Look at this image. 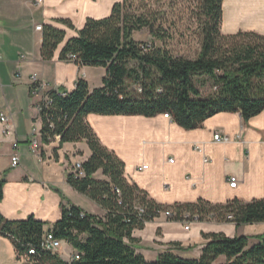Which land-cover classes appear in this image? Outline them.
Returning a JSON list of instances; mask_svg holds the SVG:
<instances>
[{"label":"trees","instance_id":"obj_1","mask_svg":"<svg viewBox=\"0 0 264 264\" xmlns=\"http://www.w3.org/2000/svg\"><path fill=\"white\" fill-rule=\"evenodd\" d=\"M197 8L200 48L193 58L175 55L167 47L169 34L161 14L147 9L143 0L114 3L108 16L87 18L77 35L64 43L60 60L103 67L105 74L98 87L90 89L87 81L78 77L71 92L49 90L38 104L40 138L43 143L56 136L60 144L87 143L90 155L81 162L84 176L71 171L66 181L98 204L104 215L89 214L74 205L62 207L60 219L48 230L76 250L73 258L64 260L57 252L39 248L45 222L32 215L10 220L0 213V234L12 241L16 257L25 258L23 264H264V237L249 245L244 235L224 233H203L208 242L197 259L167 251L148 261L137 253L126 239L133 240V229L142 228L165 209L172 210L167 218L177 221L197 215L198 220L236 226L262 223L264 196L224 203L198 199L160 204L126 179L124 162L100 142L86 120L88 114L153 117L167 113L180 127L191 130L219 112L239 113L247 121L264 110V34L242 30L224 34L222 0H197ZM61 21L72 27L68 20ZM143 29L161 44L137 40L134 34ZM64 37V30L43 25L42 59L50 60ZM203 78L212 82L213 91L208 94H203L197 83ZM99 170L105 179L93 177ZM3 183L0 177V198ZM31 246L37 248L35 254H27ZM221 255L226 261L216 263Z\"/></svg>","mask_w":264,"mask_h":264},{"label":"crops","instance_id":"obj_2","mask_svg":"<svg viewBox=\"0 0 264 264\" xmlns=\"http://www.w3.org/2000/svg\"><path fill=\"white\" fill-rule=\"evenodd\" d=\"M122 0H0V112L9 115L10 131L3 132L0 122V177L4 178L0 213L10 220L32 215L46 223L48 230L61 217L62 207L71 205L98 216L104 210L66 181L74 163L85 161L90 150L87 143H43L35 135L37 149L30 147L31 129L41 128L38 104L49 90L71 92L78 77L89 88L101 86L105 69H90L72 61L59 59L64 43L77 35L87 18L99 19L110 14L112 6ZM61 19L68 20L72 27ZM50 24L65 31L63 41L50 60L40 54L42 30L37 25ZM255 31L264 34V0H222L221 31L224 34ZM93 70V71H92ZM43 87L34 90L32 77ZM87 122L100 142L124 162V176L144 189L156 202L164 205L204 199L224 203L238 198L249 201L264 196V110L244 121L239 113L219 112L203 125L187 130L159 114L139 115L88 114ZM220 135L214 140V134ZM223 137H227L223 140ZM17 148H13V143ZM17 151L20 161L11 165ZM204 158L207 161H204ZM169 159H172L170 161ZM142 165L145 169L139 170ZM237 183L230 187L228 175ZM95 179H105L97 171ZM244 235L249 245L264 237V222L236 226L232 222L195 220L188 229L183 221L160 214L142 228L131 232V244L137 253L153 261L163 252L186 259H197L208 242L203 233ZM69 246L64 260L76 254ZM12 241L0 234V264H23ZM221 255L216 263H224Z\"/></svg>","mask_w":264,"mask_h":264},{"label":"rangeland","instance_id":"obj_3","mask_svg":"<svg viewBox=\"0 0 264 264\" xmlns=\"http://www.w3.org/2000/svg\"><path fill=\"white\" fill-rule=\"evenodd\" d=\"M147 9L157 11L162 16V23L168 31L166 40L167 47L175 55H183L193 58L199 51V33L197 21V0H143ZM134 37L146 43L154 41L161 44L158 40H153L146 29L136 32ZM90 69H102L101 67L90 66ZM93 71V70H92ZM96 71V70H95ZM203 94L213 91L212 82L209 79L197 80ZM63 256L68 253L69 246L61 243Z\"/></svg>","mask_w":264,"mask_h":264},{"label":"built area","instance_id":"obj_4","mask_svg":"<svg viewBox=\"0 0 264 264\" xmlns=\"http://www.w3.org/2000/svg\"><path fill=\"white\" fill-rule=\"evenodd\" d=\"M36 30H42V26L41 25H37L36 27ZM71 59H73L74 57L73 56H69ZM32 81L34 83L33 87H34V90H39L40 88L43 87V84L42 83H38L37 81V78L36 76L34 75L32 77ZM164 117H167V118H170V115H168L167 113H164L163 114ZM0 122L3 124V132L4 133H8L10 131V125H9V115H7L6 113L4 112H0ZM39 133V130L35 127V126H32V129H31V134H32V138L30 140V147L33 151H36L37 149V139L35 137V135H37ZM40 134V133H39ZM55 138H58L59 139V136H56ZM214 140H219L220 139V135L218 133L214 134L213 136ZM227 137H223V140H226ZM13 148H17V143L14 142L13 143ZM170 161H172V159H169ZM20 161V158H19V154L17 151L14 152V154L11 156V165L12 166H16ZM204 161H207L206 158H204ZM147 167V165H142L141 167H139L138 169L141 170V169H145ZM76 175L78 176H84V170L82 169V165H81V162L80 161H77L74 163V166H73V170H72ZM227 183L230 187H235L236 186V183H237V178L235 175H228L227 177ZM115 191L117 193H119V190L118 189H115ZM139 211H142L141 208L138 209ZM161 214H163L164 216L168 217L172 214V210L171 209H165L163 211H161ZM185 217H188L189 215L188 214H184ZM195 220H198V216H194L191 220H183V222L185 223V228L188 229L189 227V224L190 222L192 221H195ZM61 243H62V240L59 239V238H56L54 237V235L52 234V231L50 230H46L43 235H42V238H41V241H40V245H39V248L44 250V251H50L52 253L54 252H57L59 254V251H60V248H61ZM37 252V248L36 247H29L28 250H27V254H35ZM74 256H71L70 258H73Z\"/></svg>","mask_w":264,"mask_h":264}]
</instances>
